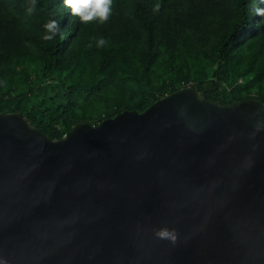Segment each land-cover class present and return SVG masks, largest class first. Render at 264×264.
<instances>
[{"label":"water","instance_id":"95a60500","mask_svg":"<svg viewBox=\"0 0 264 264\" xmlns=\"http://www.w3.org/2000/svg\"><path fill=\"white\" fill-rule=\"evenodd\" d=\"M264 103L193 86L53 138L0 112L9 264H264ZM255 132V135L251 134ZM174 228L172 243L153 229Z\"/></svg>","mask_w":264,"mask_h":264},{"label":"trees","instance_id":"16d2710c","mask_svg":"<svg viewBox=\"0 0 264 264\" xmlns=\"http://www.w3.org/2000/svg\"><path fill=\"white\" fill-rule=\"evenodd\" d=\"M30 6L0 0V112H21L53 138L186 86L224 105L264 103V16L255 12L264 0H113L102 24L82 23L63 0H36L31 15ZM53 19L60 32L45 41Z\"/></svg>","mask_w":264,"mask_h":264},{"label":"clouds","instance_id":"9594fccd","mask_svg":"<svg viewBox=\"0 0 264 264\" xmlns=\"http://www.w3.org/2000/svg\"><path fill=\"white\" fill-rule=\"evenodd\" d=\"M36 0H31V6L27 8V13L31 15L35 11ZM63 5L67 7L71 14L78 16L82 23H90L96 21L98 23H105L111 16L113 0H63ZM160 4L157 3L153 11L158 12ZM255 12L257 15L264 16V8H256ZM45 32L42 37L45 41H53L57 34L60 32V25L56 20H49L43 25ZM96 41L97 48H103L107 41L103 36L94 38ZM89 48L92 44L89 43ZM264 128V120L257 121L255 130L259 131ZM255 135V132L251 134ZM154 235L161 240H168L173 244L177 241V232L174 228L160 227L153 229ZM0 264H9V262L0 256Z\"/></svg>","mask_w":264,"mask_h":264},{"label":"rangeland","instance_id":"374dc122","mask_svg":"<svg viewBox=\"0 0 264 264\" xmlns=\"http://www.w3.org/2000/svg\"><path fill=\"white\" fill-rule=\"evenodd\" d=\"M253 94H256L255 91H252Z\"/></svg>","mask_w":264,"mask_h":264}]
</instances>
